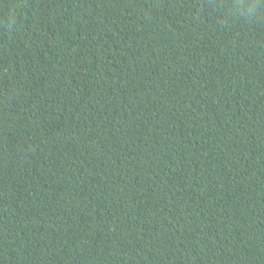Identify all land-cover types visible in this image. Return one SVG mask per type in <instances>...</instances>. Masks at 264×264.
Masks as SVG:
<instances>
[{
  "label": "trees",
  "instance_id": "16d2710c",
  "mask_svg": "<svg viewBox=\"0 0 264 264\" xmlns=\"http://www.w3.org/2000/svg\"><path fill=\"white\" fill-rule=\"evenodd\" d=\"M0 264H264V0H0Z\"/></svg>",
  "mask_w": 264,
  "mask_h": 264
},
{
  "label": "clouds",
  "instance_id": "9594fccd",
  "mask_svg": "<svg viewBox=\"0 0 264 264\" xmlns=\"http://www.w3.org/2000/svg\"><path fill=\"white\" fill-rule=\"evenodd\" d=\"M243 2H244V0H241V4H243ZM249 11L251 12V11H252V9L250 8V9H249Z\"/></svg>",
  "mask_w": 264,
  "mask_h": 264
}]
</instances>
